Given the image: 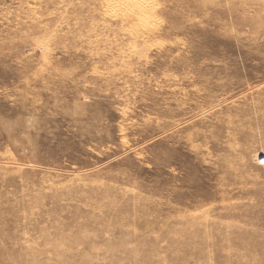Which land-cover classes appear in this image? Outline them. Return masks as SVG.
<instances>
[{"label":"rangeland","instance_id":"rangeland-1","mask_svg":"<svg viewBox=\"0 0 264 264\" xmlns=\"http://www.w3.org/2000/svg\"><path fill=\"white\" fill-rule=\"evenodd\" d=\"M0 264H264V0H0Z\"/></svg>","mask_w":264,"mask_h":264}]
</instances>
